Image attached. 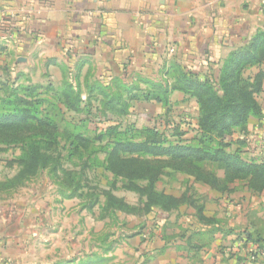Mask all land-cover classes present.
<instances>
[{
  "label": "trees",
  "instance_id": "16d2710c",
  "mask_svg": "<svg viewBox=\"0 0 264 264\" xmlns=\"http://www.w3.org/2000/svg\"><path fill=\"white\" fill-rule=\"evenodd\" d=\"M55 64L56 59H49L46 66ZM85 64V60H80L76 83L70 80L73 73L68 70L70 76H66L59 89L51 82L47 85L31 79L20 82L23 74L16 78L0 77V154L3 145L15 144L21 149L12 161L19 170L11 187L23 185L49 169L53 177L61 178L69 198L82 197L86 194L83 190L87 170L101 166L113 177L110 187L102 191L105 195L102 210L147 215L155 208L169 212L188 206L196 210L201 226L211 228L208 233L211 237L221 230L220 221L206 214L204 202L192 189L180 196L160 190L159 183L165 175L184 173L222 194L236 192L238 184L254 193L264 192V157L247 160L242 155V149L249 145L250 119L264 118V108L258 99L264 92V29L219 61L217 73L210 61L206 64L207 72H200L174 60L163 71V81L140 77L138 81L148 84V88L123 86L126 93L112 94L108 85L85 80L87 97L84 98L80 74ZM175 91L195 99L198 105V128L190 139L185 137L187 132L176 126L139 128L120 122L96 130L93 137H88L80 132V126L89 122V116L80 122L64 119L66 111L93 114L94 100L99 103L95 111L108 119L110 115L126 117L134 102L151 100L153 94L157 103L169 108ZM61 114L63 120L59 122L57 117ZM94 143L101 147L89 151ZM98 152L104 154L103 159L98 157ZM62 155L68 160L79 157V171L65 167ZM214 163L224 170L223 177L209 168ZM118 182L124 189L138 194V205L132 206L114 194ZM95 196L89 194L90 209L100 203ZM247 238L256 252L264 250L261 236L253 240L252 234L247 233Z\"/></svg>",
  "mask_w": 264,
  "mask_h": 264
},
{
  "label": "rangeland",
  "instance_id": "374dc122",
  "mask_svg": "<svg viewBox=\"0 0 264 264\" xmlns=\"http://www.w3.org/2000/svg\"><path fill=\"white\" fill-rule=\"evenodd\" d=\"M4 25L0 23V46L5 48L0 53V77L7 79L11 75L16 78L23 74L20 82L27 79L44 85L51 82L59 89L66 76H70L68 70H71L73 74L70 80L76 83L77 66L81 59L64 62L59 58V68L44 73L42 63L39 64L32 57L26 59L22 55L23 50H17L20 45L16 34L11 31L13 27ZM89 64H85L80 74L84 98L87 97L85 80L108 85L112 94L126 93L123 86L148 88L147 84L138 81L140 76L143 77L139 70L130 69L123 83L114 76L111 78L102 73L108 68L102 61L95 60ZM143 71L148 73L146 78L163 81L162 70L159 69L157 73L150 67H144ZM154 97L153 94L151 100L134 102L129 114L122 119L113 115L108 119L98 114L95 108L99 103L95 100L93 114L78 115L66 111L64 119L80 122V119L89 116V122L80 126V132L88 137H93L96 130L120 122L139 128L157 126L171 129L176 126L187 132L185 137L192 138L198 128L199 110L195 99L176 92L171 95L170 107L166 108L157 103ZM258 99L263 106L264 94ZM62 117L63 114L57 120L62 122ZM251 119L250 135L256 133L257 137L251 145L249 135V145L242 149V155L247 160L261 159L264 127L262 119ZM63 143L61 139V147ZM2 147L0 264H264V250L256 252L252 241L247 243V233H251L253 240L261 236L264 246V192L254 193L238 184L235 193L222 194L207 184L196 182L187 174L165 175L159 183L160 190L180 196L185 190L192 189L201 203L204 202L206 214L220 221L221 230L211 237L208 234L211 228L201 226L196 210L188 206L169 212L155 208L147 215L102 210L101 205L105 201L102 191L110 187L113 177L101 166L87 170L83 190L87 195L82 197L69 198L61 178L53 177L49 169L23 185L11 187L19 170L12 161L20 155L21 149L15 144ZM100 147L99 143H94L89 151ZM252 151H259L260 155L251 156ZM62 154L67 156L65 151ZM97 155L104 158L102 152ZM65 156L62 161L64 166L79 171V157L68 160ZM209 168L220 177L224 176V170L218 164H209ZM113 192L132 206L139 204L138 194L124 189L121 182L117 183ZM89 194L97 195L95 197L100 199L99 205L93 209L89 208Z\"/></svg>",
  "mask_w": 264,
  "mask_h": 264
},
{
  "label": "crops",
  "instance_id": "0c3cea01",
  "mask_svg": "<svg viewBox=\"0 0 264 264\" xmlns=\"http://www.w3.org/2000/svg\"><path fill=\"white\" fill-rule=\"evenodd\" d=\"M1 22L44 73L60 59L100 60L102 73L124 83L130 69L146 78L144 67L159 73L174 60L200 72L210 61L217 73L219 61L264 29V0H0ZM49 59L57 64L46 66Z\"/></svg>",
  "mask_w": 264,
  "mask_h": 264
},
{
  "label": "built area",
  "instance_id": "2783aa9c",
  "mask_svg": "<svg viewBox=\"0 0 264 264\" xmlns=\"http://www.w3.org/2000/svg\"><path fill=\"white\" fill-rule=\"evenodd\" d=\"M174 50L172 49V52H173Z\"/></svg>",
  "mask_w": 264,
  "mask_h": 264
}]
</instances>
